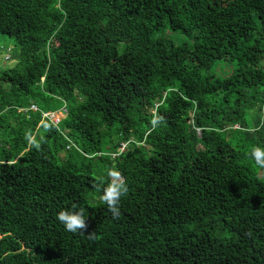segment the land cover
I'll list each match as a JSON object with an SVG mask.
<instances>
[{
    "label": "trees",
    "instance_id": "16d2710c",
    "mask_svg": "<svg viewBox=\"0 0 264 264\" xmlns=\"http://www.w3.org/2000/svg\"><path fill=\"white\" fill-rule=\"evenodd\" d=\"M0 35V264H264V0H0Z\"/></svg>",
    "mask_w": 264,
    "mask_h": 264
},
{
    "label": "clouds",
    "instance_id": "9594fccd",
    "mask_svg": "<svg viewBox=\"0 0 264 264\" xmlns=\"http://www.w3.org/2000/svg\"><path fill=\"white\" fill-rule=\"evenodd\" d=\"M162 122V117H155L152 120L154 127ZM256 164L264 168V148L254 147L250 153ZM99 193L101 201L107 205L108 211L113 219L119 218L121 198L128 193V186L125 178L118 169H109L107 173V183L103 180L93 185ZM83 207L73 206L71 210H61L57 216V221L62 224L66 231L71 233L85 234L87 231V218L84 215ZM89 238L95 236V232L88 233Z\"/></svg>",
    "mask_w": 264,
    "mask_h": 264
},
{
    "label": "rangeland",
    "instance_id": "374dc122",
    "mask_svg": "<svg viewBox=\"0 0 264 264\" xmlns=\"http://www.w3.org/2000/svg\"><path fill=\"white\" fill-rule=\"evenodd\" d=\"M11 40L7 37L0 35V67L10 68L15 66L16 59L11 58L9 60L6 59L7 55H10L9 48H11ZM62 116V113L56 115L55 120Z\"/></svg>",
    "mask_w": 264,
    "mask_h": 264
},
{
    "label": "built area",
    "instance_id": "2783aa9c",
    "mask_svg": "<svg viewBox=\"0 0 264 264\" xmlns=\"http://www.w3.org/2000/svg\"><path fill=\"white\" fill-rule=\"evenodd\" d=\"M34 108H35V106H34ZM56 115H57V114L54 113V114H52L50 117L54 118V120H55ZM60 118H61V117L57 118L55 121L58 122V121L60 120Z\"/></svg>",
    "mask_w": 264,
    "mask_h": 264
}]
</instances>
